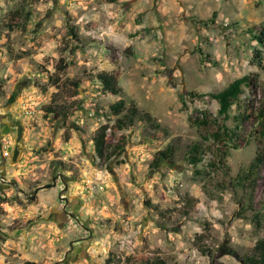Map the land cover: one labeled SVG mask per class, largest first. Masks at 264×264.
Wrapping results in <instances>:
<instances>
[{"label":"rangeland","instance_id":"374dc122","mask_svg":"<svg viewBox=\"0 0 264 264\" xmlns=\"http://www.w3.org/2000/svg\"><path fill=\"white\" fill-rule=\"evenodd\" d=\"M244 76L223 119L210 95ZM263 108L264 0H0V264H243L264 238Z\"/></svg>","mask_w":264,"mask_h":264},{"label":"trees","instance_id":"16d2710c","mask_svg":"<svg viewBox=\"0 0 264 264\" xmlns=\"http://www.w3.org/2000/svg\"><path fill=\"white\" fill-rule=\"evenodd\" d=\"M75 37V31L72 26H68L64 37L68 38L69 36ZM62 68V67H61ZM94 79L96 82H98L102 88V90L108 94L111 95H119L121 89L118 86V81L116 76L108 73V72H99L94 76ZM250 84L249 77L244 76L239 79L234 80L226 89L223 91L212 94L210 97L215 100L219 106L218 108V115L220 117H223V119H226L228 116V113L233 105H235L240 95L242 94L243 88H247ZM124 101L119 100L115 104L111 105L110 110L114 113H119L124 109ZM52 112V111H51ZM129 115H132V117H128V122H132V118H134L137 115L136 109L132 107V109L129 110ZM140 121H145L146 123L153 126L155 123L153 122L152 118L147 114H142L139 117ZM260 118H261V126L264 129V108L260 112ZM122 119L117 120V124H120V127L124 125V123L121 121ZM236 124L234 127V130H229L227 127H223V133L227 134L229 133V137H234L236 135V129L239 128V124L242 122L243 117L236 118ZM107 126L103 125L100 126L92 141H93V148H94V154L97 160L105 164L114 154H116L117 149H113L110 152H108L109 149V143L107 141ZM202 144H196L193 147H191L187 152V162L190 165L197 166L199 162L201 161L203 155H204V149L202 147ZM174 152L170 149H167L165 151H159L156 155L154 160L152 161L151 166L157 167L158 164L161 163L165 158L169 157L172 158ZM252 170V169H251ZM253 189V185L251 186ZM255 228L261 229V227H264V211L260 214H255ZM25 264H36L32 262H26ZM243 264H264V238L257 241L253 248V253L243 259Z\"/></svg>","mask_w":264,"mask_h":264},{"label":"water","instance_id":"95a60500","mask_svg":"<svg viewBox=\"0 0 264 264\" xmlns=\"http://www.w3.org/2000/svg\"><path fill=\"white\" fill-rule=\"evenodd\" d=\"M56 183L55 179L53 180V183L52 184H45L43 186H41L40 188L36 189V192L39 190V189H47V188H50L51 186H54ZM31 200H34V196L30 197Z\"/></svg>","mask_w":264,"mask_h":264}]
</instances>
